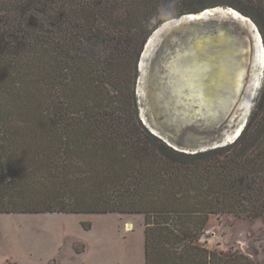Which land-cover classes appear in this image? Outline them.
<instances>
[{"label": "trees", "instance_id": "obj_1", "mask_svg": "<svg viewBox=\"0 0 264 264\" xmlns=\"http://www.w3.org/2000/svg\"><path fill=\"white\" fill-rule=\"evenodd\" d=\"M201 3L0 0V214L142 215L144 264H255L200 238L212 215L264 222V82L216 148L177 151L139 116L137 66L162 24L227 7L264 46V0Z\"/></svg>", "mask_w": 264, "mask_h": 264}, {"label": "rangeland", "instance_id": "obj_2", "mask_svg": "<svg viewBox=\"0 0 264 264\" xmlns=\"http://www.w3.org/2000/svg\"><path fill=\"white\" fill-rule=\"evenodd\" d=\"M224 1L202 0L200 5ZM231 10L233 9L219 6L206 10L209 11L208 15L199 20L203 13L197 14V19L192 18L195 22L189 24H185L186 16L166 22L169 25L165 28L164 23L156 31L164 28L161 31L163 32L167 29L169 33L166 38L169 39H160L144 62L143 70H140L138 62L135 96L140 119L148 129L181 149H210L234 141L238 136H232L237 129L245 127L257 103L264 82L262 37L249 18L233 10L247 20L240 21L234 15L228 14ZM179 22L180 25L177 26ZM257 41L260 43V50ZM198 46L204 48L207 53L210 52L212 57L223 60L224 73L220 82L221 88H218L217 92L221 93L223 90V96H233L234 99H231V102H228V99L225 105L213 101L214 110L209 113H206L210 111L208 109L200 110L199 113L195 111L201 101L200 97L196 96L201 90L198 80L190 81L191 76L186 72L181 78L178 69L171 72L169 68L170 63L179 60L180 56L191 57L194 48ZM241 49H244V52H238ZM147 53L148 51L146 55ZM258 56L261 64L259 71L256 65ZM240 69L244 75L239 82L240 89L233 94L225 89L226 81L228 77H234L235 81ZM193 82L195 83L191 84ZM213 89L214 87L211 90ZM200 103L205 105L202 101ZM112 217L115 215L0 214V264H13L12 260L21 258L34 262H43L54 257L69 259L68 255L72 251L79 253L78 255L85 251L81 259L91 258L103 252L106 255L109 247L103 237L104 231L112 229ZM130 217L135 230L142 233L143 216ZM86 225L89 228H85ZM90 230L91 232H88ZM90 236L96 244L91 241ZM200 244L215 251H237L255 264H264V222L261 218L251 219L245 214L212 215L200 238Z\"/></svg>", "mask_w": 264, "mask_h": 264}, {"label": "bare ground", "instance_id": "obj_3", "mask_svg": "<svg viewBox=\"0 0 264 264\" xmlns=\"http://www.w3.org/2000/svg\"><path fill=\"white\" fill-rule=\"evenodd\" d=\"M213 11L217 12L218 10H213ZM208 13H209V11H204L202 16H200L198 19H200L201 17H203L206 14L208 15ZM228 14L234 15V17L238 18L240 21L247 22L246 18H241L233 10H231ZM196 17H192V18L193 19H197ZM167 25H169V24L165 23V25H163V27L165 28ZM164 28H162V29L160 28L161 30L156 31L152 35V37L149 39L148 43L146 44V46L144 48V51H143V54H142V57L140 58V61H139L140 62V64H139L140 70H143L144 62L146 61V59L149 56L150 52L155 48L156 44L159 43L160 39H163V38L167 39L168 38V37L166 38L167 33H169L167 31V29H165L163 32H161ZM252 31H254V30H252ZM170 36H171V34H170ZM170 38H172V37H170ZM203 43H204V41H203ZM201 45H202V42H201ZM257 47H258V50H260V43H258V41H257ZM243 50L244 49H241L238 52H244ZM147 51H148V53L146 55ZM193 53L194 54L191 57L183 58L182 56H180L179 60H173L170 63V66H169L170 71L171 72H175L178 69L179 77L182 78L183 75H184V72H186L188 74V76H191L190 81L198 80V82H199L198 86L201 88V90H199L198 97H200L201 101L205 104L207 109L210 110V112L212 110H214L213 101H216L218 103H222L224 105H225V103L227 102L228 99H230V100H228V102L229 101L231 102V99L233 101V96H230V97L223 96V94H224L223 90H222L221 93L217 92L218 88H221L220 82L222 81V77H223L222 73H224L223 70H222L223 60L221 61V59L219 57L218 58L212 57L210 55V52L207 53L204 48H201L199 46L194 48ZM261 55H262V53H261ZM239 65H240V63H239ZM239 65H238V67H239ZM256 65H257V68H258V71H259L260 68H261L260 56H258V60L256 61ZM180 67H182V69ZM258 75H259L258 76V80H259L260 79L259 78L260 74H258ZM242 78H243V72L240 69V71L235 76V79H236L235 81H234V77H228V80L226 81L227 84L226 85L224 84L226 86L225 89L228 90V92H232V93L235 92V94H236V92H238V90L240 89V83L239 82L242 80ZM204 79L206 80V82H205ZM195 82H193L191 84H194ZM195 86H197V85H195ZM211 86L214 87L213 91L211 90L213 88ZM197 88L198 87H196V89ZM236 136H237V134L234 133L232 138L233 137L236 138Z\"/></svg>", "mask_w": 264, "mask_h": 264}, {"label": "crops", "instance_id": "obj_4", "mask_svg": "<svg viewBox=\"0 0 264 264\" xmlns=\"http://www.w3.org/2000/svg\"><path fill=\"white\" fill-rule=\"evenodd\" d=\"M130 218V216L115 215V217L110 219V221H113V225H111L112 229L104 231L105 234L103 237L104 240H107L109 247L106 255L103 252L100 255H93L91 258L84 257L81 259L85 251L80 255L72 251V253L68 255L69 259L54 257L48 258L43 262H34L21 258L16 261L12 260V262L13 264H144L143 232L138 233L135 230L134 222ZM91 230L88 232H91ZM90 238L91 241L95 243L93 237L90 236Z\"/></svg>", "mask_w": 264, "mask_h": 264}, {"label": "water", "instance_id": "obj_5", "mask_svg": "<svg viewBox=\"0 0 264 264\" xmlns=\"http://www.w3.org/2000/svg\"><path fill=\"white\" fill-rule=\"evenodd\" d=\"M204 12V11H203ZM203 12H201V13H203ZM200 14V13H199ZM197 14H189V15H186V18L188 19H185V21H187V22H185V24L186 23H192V21L193 22H195V20H192V17H195ZM199 20V19H198ZM198 20H196V21H198ZM163 25V24H162ZM180 25V22L177 24V26H179ZM158 29V28H157ZM157 29H155L154 30V32L157 30ZM153 32V33H154ZM152 33V34H153ZM170 33H171V31H170ZM152 34L150 35V37L147 39V41L145 42V45H144V48H145V46H146V44L148 43V41H149V39L152 37ZM143 51H144V49L142 50V53H141V55H140V58L142 57V54H143ZM140 61V60H139ZM140 63V62H139ZM197 96V98H198V95H196ZM200 100V99H199ZM234 100V99H233ZM201 101H199V103H200ZM198 103V109L197 108H195V111H197V113H199L198 111H200V110H207V108H206V106L205 105H202V103H200L199 104ZM202 112V111H201ZM210 111H206V113H209ZM201 114H203V113H201ZM142 122H143V124L146 126V124L144 123V121L142 120ZM147 127V126H146ZM148 128V127H147ZM243 127H240L239 129H238V131L236 132L237 133V136L240 134V131H241V129H242ZM149 131L153 134V135H155V136H157L158 138H160L161 140H163L168 146H170L171 148H173V149H175V150H177V151H180V152H184V153H196V152H198V151H204V150H206L207 148L206 147H204V148H200V149H194V150H187V149H181V148H179V147H177V146H174L173 144H171V143H169V142H167L165 139H163L160 135H157L156 133H154V131H152V130H150L149 129ZM236 136V137H237ZM223 145V144H222ZM216 146H218V145H216ZM216 146H214V147H216Z\"/></svg>", "mask_w": 264, "mask_h": 264}, {"label": "flooded vegetation", "instance_id": "obj_6", "mask_svg": "<svg viewBox=\"0 0 264 264\" xmlns=\"http://www.w3.org/2000/svg\"><path fill=\"white\" fill-rule=\"evenodd\" d=\"M243 72V71H242ZM243 75H244V72H243Z\"/></svg>", "mask_w": 264, "mask_h": 264}]
</instances>
